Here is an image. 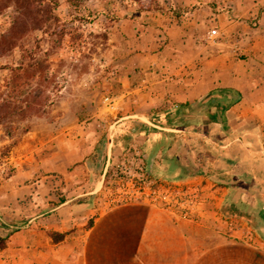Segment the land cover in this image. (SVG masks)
Masks as SVG:
<instances>
[{"label": "crops", "instance_id": "crops-1", "mask_svg": "<svg viewBox=\"0 0 264 264\" xmlns=\"http://www.w3.org/2000/svg\"><path fill=\"white\" fill-rule=\"evenodd\" d=\"M147 20L138 35L118 31L135 27L127 18L111 33L115 122H137L129 132L140 150L151 146V171L206 179L211 205L196 222L143 202L96 213L75 202L93 191H75L81 170H69L68 154L59 205L43 204L55 196L42 197L27 174L0 181V264H264V0H218L216 10L173 19L158 29L161 49L151 33L160 17ZM112 144L97 161L100 181ZM49 230L65 235L55 241Z\"/></svg>", "mask_w": 264, "mask_h": 264}, {"label": "rangeland", "instance_id": "rangeland-1", "mask_svg": "<svg viewBox=\"0 0 264 264\" xmlns=\"http://www.w3.org/2000/svg\"><path fill=\"white\" fill-rule=\"evenodd\" d=\"M19 2L21 0H2L0 3V33L10 28ZM217 2L157 0L159 10L140 12L137 0H85L79 10L73 9L67 0H59L56 13L63 23L61 31L57 28L48 35L43 29H31L33 25L23 28L18 44L29 49L41 47L47 58L51 82L20 74L18 82L30 84L21 86L25 89L23 96H14L13 84L7 86L11 77L7 67L18 65L21 48L16 46L0 57V101L12 94L16 100L28 98L33 104L25 114L16 113L0 123V181L27 174L28 183L42 186L39 191L42 197H48L50 193L55 196V201L42 198L43 204L59 205V195L67 194L61 169L68 166L69 154L72 155L69 170L77 167L81 170L75 191H93L75 202L86 200L88 207L96 213L121 203L112 172L126 154L134 150V146L138 147V139L129 132L137 122L129 121L125 128L120 127L122 121L115 122L118 117L110 105L119 89L118 76L109 53L113 28L127 18L136 24L135 27L130 23L123 29L119 26L118 31L138 35L148 30L149 16L153 19L157 15L160 21L152 20L157 24V31L151 33L157 37L156 48L161 49L164 39H161L163 34L159 28L171 26L173 19L189 18L206 6L209 10H216ZM63 142L67 144L66 152L60 151ZM112 142V148L116 149L114 159L100 181L102 165L97 161L99 155L103 160ZM148 146L147 150L140 151L149 175L171 180L150 170L153 152ZM89 182L91 184L87 188L85 184ZM92 219L88 217L82 226L88 227Z\"/></svg>", "mask_w": 264, "mask_h": 264}, {"label": "trees", "instance_id": "trees-1", "mask_svg": "<svg viewBox=\"0 0 264 264\" xmlns=\"http://www.w3.org/2000/svg\"><path fill=\"white\" fill-rule=\"evenodd\" d=\"M85 0H67L73 9L79 10ZM2 0H0V3ZM138 10L154 11L159 10L160 6L157 0H137ZM59 5V0H21L13 14L12 24L10 28L3 33H0V57L11 51L12 48L19 46L21 48V59L16 66H8L11 71V77L8 80L7 86L13 84L12 90L15 92L14 96H23L25 89L22 87L27 84H20V74L27 75V77L43 78L51 82L50 76L47 73V58L40 46L36 48H26L23 44H18V39L21 31L25 27L30 26L31 29H43L48 35H52L57 28L61 31L63 23L59 15L56 13V8ZM39 81V80H38ZM22 86V87H21ZM33 107L32 102L28 98L16 100L12 94H9L7 99L0 101V123H3L8 117L16 113H26ZM60 202L66 201L65 195H59ZM49 235L55 241L64 237V233H57L49 230ZM7 245V237L0 233V249Z\"/></svg>", "mask_w": 264, "mask_h": 264}, {"label": "built area", "instance_id": "built-area-1", "mask_svg": "<svg viewBox=\"0 0 264 264\" xmlns=\"http://www.w3.org/2000/svg\"><path fill=\"white\" fill-rule=\"evenodd\" d=\"M112 178L122 202L151 204L192 222L199 221L206 205H211L206 195L209 183L206 179L197 177L173 181L153 177L149 175L145 158L136 146L119 162Z\"/></svg>", "mask_w": 264, "mask_h": 264}]
</instances>
